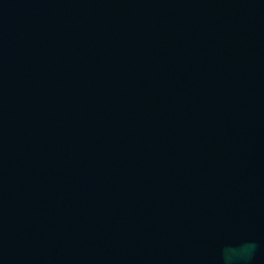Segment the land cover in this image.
I'll list each match as a JSON object with an SVG mask.
<instances>
[{"label": "water", "instance_id": "obj_1", "mask_svg": "<svg viewBox=\"0 0 264 264\" xmlns=\"http://www.w3.org/2000/svg\"><path fill=\"white\" fill-rule=\"evenodd\" d=\"M0 264H264V0H0Z\"/></svg>", "mask_w": 264, "mask_h": 264}]
</instances>
